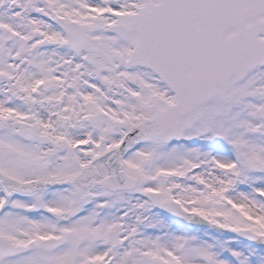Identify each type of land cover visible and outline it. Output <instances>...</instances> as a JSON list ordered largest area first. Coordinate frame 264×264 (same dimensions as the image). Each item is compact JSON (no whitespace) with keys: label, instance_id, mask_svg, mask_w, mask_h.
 I'll return each mask as SVG.
<instances>
[{"label":"snow or ice","instance_id":"obj_1","mask_svg":"<svg viewBox=\"0 0 264 264\" xmlns=\"http://www.w3.org/2000/svg\"><path fill=\"white\" fill-rule=\"evenodd\" d=\"M0 264H264V0H0Z\"/></svg>","mask_w":264,"mask_h":264}]
</instances>
